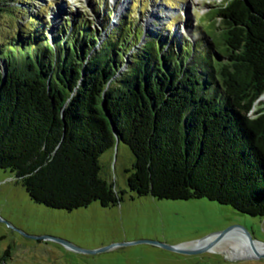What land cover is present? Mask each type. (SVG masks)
<instances>
[{
    "label": "trees",
    "instance_id": "obj_1",
    "mask_svg": "<svg viewBox=\"0 0 264 264\" xmlns=\"http://www.w3.org/2000/svg\"><path fill=\"white\" fill-rule=\"evenodd\" d=\"M15 1L0 18L22 14ZM131 19L106 38L82 17L50 37L40 12L0 35V170L35 204L109 209L123 193L100 159L123 144L135 196L264 220V0L215 4L192 43L169 27L144 40Z\"/></svg>",
    "mask_w": 264,
    "mask_h": 264
},
{
    "label": "rangeland",
    "instance_id": "obj_2",
    "mask_svg": "<svg viewBox=\"0 0 264 264\" xmlns=\"http://www.w3.org/2000/svg\"><path fill=\"white\" fill-rule=\"evenodd\" d=\"M99 2L106 7L98 12ZM227 3L228 0H27L26 4L16 0L11 7L22 14L12 22L8 17L0 18V35L7 33L10 24L24 27L31 15L41 12L50 37L59 33L66 21L75 23L82 17L106 38L123 18L131 15L135 28L144 31V40L169 27L164 35L170 34L175 43L178 39L192 43L212 7ZM107 16L111 21L105 28ZM133 163L132 153L123 144L102 156L101 177L123 193L122 201L109 209L94 203L73 212L35 204L14 174L0 170V264H264V257L237 255L239 249L233 240L202 254L192 253L188 246L232 226L245 228L255 242L264 244V220L208 200L137 197L129 190L125 173ZM55 240L95 253L71 250ZM146 242L184 245L186 253Z\"/></svg>",
    "mask_w": 264,
    "mask_h": 264
},
{
    "label": "water",
    "instance_id": "obj_3",
    "mask_svg": "<svg viewBox=\"0 0 264 264\" xmlns=\"http://www.w3.org/2000/svg\"><path fill=\"white\" fill-rule=\"evenodd\" d=\"M235 230L243 231L245 233V236L248 239L250 245L252 246V243L255 242V239L252 237V234L249 231H247L245 228L241 227V226H232L231 228H229L228 230H226L224 232L212 235L213 237H215V238H213L214 241L212 243H210V244H208L206 246H203L201 248L191 249L192 253L202 254V253L211 251L215 247L216 244L221 242L223 239H225V237L228 234H230L231 232H233ZM209 237H211V236H209ZM55 241H57L58 243L62 244L63 246H65V247H67L68 249H71V250H76L78 252L85 253V254L95 253V252H88V251H85V250H81V249L75 248L74 246H72L71 244H69L68 242H65L63 240H55ZM146 243H153L154 245H159V246H161V247H163L165 249H168L170 251H173V252H184V253H186V251H184V249H186V247H184V245L177 246V247H170V246H166V245H163V244H160V243H154V242H146ZM112 247H114V246H112ZM107 249H110V248H107ZM254 257L262 258V257H264V254L263 255L256 254Z\"/></svg>",
    "mask_w": 264,
    "mask_h": 264
},
{
    "label": "bare ground",
    "instance_id": "obj_4",
    "mask_svg": "<svg viewBox=\"0 0 264 264\" xmlns=\"http://www.w3.org/2000/svg\"><path fill=\"white\" fill-rule=\"evenodd\" d=\"M213 238H215V237H213V236L207 237L206 239H204L200 242L194 243L192 246H188V247H190V249L198 248V247L201 248L203 246H206V245L212 243L214 241ZM228 240L234 241L237 249H239L237 252V255H239V256H246L248 258V257H253L256 254L264 253V244L259 243V242H253L252 246H250V243H249L248 239L246 238L245 233L241 230H235V231L231 232L230 234H228L225 237V239H223L221 242H219L216 245H220V244H222Z\"/></svg>",
    "mask_w": 264,
    "mask_h": 264
}]
</instances>
